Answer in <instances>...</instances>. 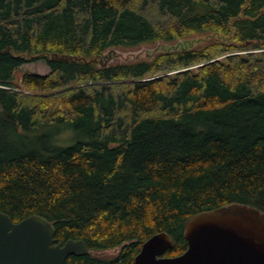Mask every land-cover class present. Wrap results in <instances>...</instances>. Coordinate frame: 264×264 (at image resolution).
<instances>
[{"label":"trees","instance_id":"16d2710c","mask_svg":"<svg viewBox=\"0 0 264 264\" xmlns=\"http://www.w3.org/2000/svg\"><path fill=\"white\" fill-rule=\"evenodd\" d=\"M231 204L264 213V0H0L1 213L83 240L64 264H133L159 232L182 254L189 220Z\"/></svg>","mask_w":264,"mask_h":264},{"label":"water","instance_id":"95a60500","mask_svg":"<svg viewBox=\"0 0 264 264\" xmlns=\"http://www.w3.org/2000/svg\"><path fill=\"white\" fill-rule=\"evenodd\" d=\"M186 250L165 253L173 246L165 232L140 247L133 264H264V213L238 204L196 214L185 226ZM89 253L83 240L55 239L47 219L31 215L20 222L0 212V264H64L69 256Z\"/></svg>","mask_w":264,"mask_h":264},{"label":"rangeland","instance_id":"374dc122","mask_svg":"<svg viewBox=\"0 0 264 264\" xmlns=\"http://www.w3.org/2000/svg\"><path fill=\"white\" fill-rule=\"evenodd\" d=\"M152 10H148V14H152ZM207 38H194L189 40H178L173 44H164L161 42H156L153 44L140 45L134 48L122 49L115 48L107 51L102 59L101 64H112V63H125L136 60H149L158 53H163L169 50L176 49H188L201 45ZM197 41V42H196ZM263 51V50H262ZM25 73L38 74V75H47L49 73L48 67L42 62H34L23 65L15 74V83L19 82L21 76ZM65 135H61L60 137ZM116 252L111 251L102 255L113 256Z\"/></svg>","mask_w":264,"mask_h":264},{"label":"bare ground","instance_id":"6f19581e","mask_svg":"<svg viewBox=\"0 0 264 264\" xmlns=\"http://www.w3.org/2000/svg\"><path fill=\"white\" fill-rule=\"evenodd\" d=\"M256 16V15H255ZM197 42V41H196ZM10 76V75H9ZM161 95V94H160ZM30 195V194H29Z\"/></svg>","mask_w":264,"mask_h":264}]
</instances>
